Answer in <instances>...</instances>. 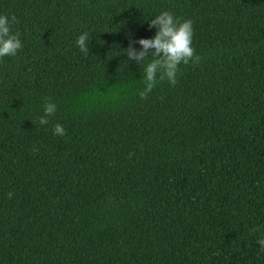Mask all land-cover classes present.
<instances>
[{
  "label": "trees",
  "instance_id": "1",
  "mask_svg": "<svg viewBox=\"0 0 264 264\" xmlns=\"http://www.w3.org/2000/svg\"><path fill=\"white\" fill-rule=\"evenodd\" d=\"M165 10L193 21L199 59L141 99L124 50ZM0 15L22 42L0 59V264H264V0H0Z\"/></svg>",
  "mask_w": 264,
  "mask_h": 264
},
{
  "label": "clouds",
  "instance_id": "2",
  "mask_svg": "<svg viewBox=\"0 0 264 264\" xmlns=\"http://www.w3.org/2000/svg\"><path fill=\"white\" fill-rule=\"evenodd\" d=\"M18 22L15 15H12L10 19L6 15H0V59L5 56H15L22 48L19 32H13L11 27ZM153 27L157 29L153 38L135 41L140 45L139 51L131 44L124 50L128 60H135L137 64L144 66V87L138 93L141 99H147L149 93L156 87L158 73L160 81L166 79L170 85L175 86L178 83L179 66L188 64L193 58L199 59L192 47L193 21L191 19L181 21L171 12L165 10L150 21L149 28ZM90 38V33L84 32L75 41L79 50L84 54L89 52ZM146 60L149 62L145 64ZM126 63L127 61H125V65ZM43 111L44 115L38 117L40 125L48 124V118L56 113L57 105L45 99ZM65 133L66 130L61 124L57 123L54 126V135L64 136ZM33 151L38 152L39 149L34 147ZM7 195L11 199L14 193L9 192ZM260 231V226H254L249 229V234ZM257 243L260 245L261 251H264V233H261Z\"/></svg>",
  "mask_w": 264,
  "mask_h": 264
}]
</instances>
